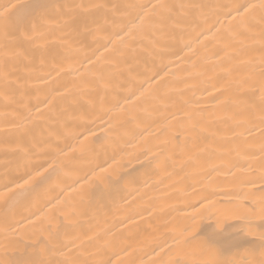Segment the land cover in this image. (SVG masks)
<instances>
[{"label": "bare ground", "instance_id": "bare-ground-1", "mask_svg": "<svg viewBox=\"0 0 264 264\" xmlns=\"http://www.w3.org/2000/svg\"><path fill=\"white\" fill-rule=\"evenodd\" d=\"M260 3L0 0V264H264Z\"/></svg>", "mask_w": 264, "mask_h": 264}, {"label": "snow or ice", "instance_id": "snow-or-ice-1", "mask_svg": "<svg viewBox=\"0 0 264 264\" xmlns=\"http://www.w3.org/2000/svg\"><path fill=\"white\" fill-rule=\"evenodd\" d=\"M16 5H6L3 9L2 12H0V15H4L6 12H8L9 8H15ZM159 7L161 9H166L168 6L165 4H160V5H153V8ZM243 7V11L244 13H247L250 9L256 8V5H246V6H242ZM259 8L261 10V18H260V22L262 25V32H261V36H262V41H264V0H261V3L259 5ZM247 21H241V26H246ZM261 57H260V76L262 81H264V46H262L261 48ZM262 91H264V88H262ZM260 126H261V136L262 138H264V109H262L261 112V116H260ZM261 153L264 154V142L261 143V149H260ZM262 158H264V156H262ZM41 172L39 170L36 171L35 176H40ZM34 177L29 176L27 179L24 180V183L27 184L29 183V181L31 179H33ZM11 190V189H10ZM109 264H111V262H109Z\"/></svg>", "mask_w": 264, "mask_h": 264}]
</instances>
